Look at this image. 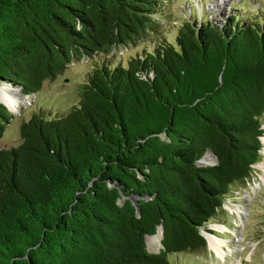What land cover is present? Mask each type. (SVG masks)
Masks as SVG:
<instances>
[{"label":"trees","instance_id":"16d2710c","mask_svg":"<svg viewBox=\"0 0 264 264\" xmlns=\"http://www.w3.org/2000/svg\"><path fill=\"white\" fill-rule=\"evenodd\" d=\"M164 1L0 0V81L34 94L155 31ZM262 115L264 18L185 20L174 44L93 68L77 105L0 148V264H171L205 247L200 228L261 158ZM11 118L0 102V138Z\"/></svg>","mask_w":264,"mask_h":264},{"label":"rangeland","instance_id":"374dc122","mask_svg":"<svg viewBox=\"0 0 264 264\" xmlns=\"http://www.w3.org/2000/svg\"><path fill=\"white\" fill-rule=\"evenodd\" d=\"M232 16L239 22H260L264 18V0L164 1L162 13L154 18L157 23L155 31L127 45H115L107 52L98 51L79 61H72L59 75L46 79L39 91L26 95L28 103L21 106L17 113L10 112L12 118L5 125L0 148L16 146L20 142L19 126L32 114L55 118L77 105L81 86L93 68L116 64L125 66L130 57L152 52L161 39L174 44L176 31L185 20L197 25L209 20L221 26ZM261 122L264 130V115ZM252 168V174L244 183L229 187L221 209L200 228L203 235L205 230L214 232V236L224 242L222 250L213 252L205 245L197 251L171 253L168 254L171 264H264V181L259 180L258 171ZM212 222L218 223L219 227H207ZM149 236L145 239L147 250L159 251L161 243H155Z\"/></svg>","mask_w":264,"mask_h":264},{"label":"bare ground","instance_id":"6f19581e","mask_svg":"<svg viewBox=\"0 0 264 264\" xmlns=\"http://www.w3.org/2000/svg\"><path fill=\"white\" fill-rule=\"evenodd\" d=\"M28 96L22 94L21 89L18 86L6 84L5 82H0V102L3 103L11 113H17L21 106L28 103ZM261 140L264 144V134L261 136ZM261 159L254 163V167L258 173L259 180L264 181V146L260 150ZM206 162H212L213 158H205ZM207 227L218 228V223H209ZM216 230V229H215ZM204 232L206 239V246L213 252H220L221 246L224 242L214 236V232L207 231ZM150 238H153L155 243H161V227L157 228L155 234L150 235Z\"/></svg>","mask_w":264,"mask_h":264},{"label":"water","instance_id":"95a60500","mask_svg":"<svg viewBox=\"0 0 264 264\" xmlns=\"http://www.w3.org/2000/svg\"><path fill=\"white\" fill-rule=\"evenodd\" d=\"M1 82V81H0ZM3 82V81H2ZM133 204L136 206V208L138 209V204L134 199H131ZM161 227V226H160ZM161 236H162V228H161ZM205 237V236H204Z\"/></svg>","mask_w":264,"mask_h":264}]
</instances>
